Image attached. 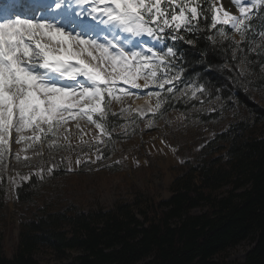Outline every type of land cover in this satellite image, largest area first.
Wrapping results in <instances>:
<instances>
[{
  "label": "snow or ice",
  "instance_id": "1",
  "mask_svg": "<svg viewBox=\"0 0 264 264\" xmlns=\"http://www.w3.org/2000/svg\"><path fill=\"white\" fill-rule=\"evenodd\" d=\"M204 4L207 7L200 0H45L38 15L0 18V183L13 157L17 162L41 158L35 172L9 177L14 187L32 176L43 180L45 173L53 175L65 161L66 173L96 164L105 159L100 146L115 143L116 128H125L109 117L134 116L133 123L149 113L154 117L167 102L163 92L172 98L204 95L203 84H185L184 53L177 42L193 44L187 34L215 30L209 41L231 40L237 68L251 64L241 47L245 41L250 52L264 56V0ZM166 40L172 44L155 47ZM244 75L243 69L238 72ZM129 100H143L144 105L134 108ZM114 104L120 105L118 111ZM153 124L150 118L145 127ZM45 148L50 161L57 153L67 155H61L59 164L46 166ZM30 150L32 156L26 154Z\"/></svg>",
  "mask_w": 264,
  "mask_h": 264
},
{
  "label": "trees",
  "instance_id": "2",
  "mask_svg": "<svg viewBox=\"0 0 264 264\" xmlns=\"http://www.w3.org/2000/svg\"><path fill=\"white\" fill-rule=\"evenodd\" d=\"M200 27H205L202 18ZM209 34H187L191 45L177 42L184 53V75L209 93L238 101L256 121L264 120V107L244 90L235 69L234 48L227 41L214 44ZM109 120L120 122L118 117ZM252 127L249 116H241L227 132L216 135L213 142L228 143L225 153L207 155L203 149L195 163L174 178L167 199L138 195L137 202L146 200L139 209L142 218L122 202L89 211L41 208L22 221L11 255L0 238V264H41L33 257L41 244L58 255L81 248L69 264H264V131L257 135ZM18 192L20 197L33 196L38 185L31 179ZM3 202L0 183V205ZM197 207L202 212L193 213ZM64 223L70 233L62 228ZM245 239L254 242L245 258L228 260L229 247Z\"/></svg>",
  "mask_w": 264,
  "mask_h": 264
},
{
  "label": "rangeland",
  "instance_id": "3",
  "mask_svg": "<svg viewBox=\"0 0 264 264\" xmlns=\"http://www.w3.org/2000/svg\"><path fill=\"white\" fill-rule=\"evenodd\" d=\"M221 1L228 3V0ZM253 25L257 30H261L258 27V20H254ZM226 31L229 36H233V32L227 28ZM214 33L215 30H212L211 34ZM235 39L239 40L238 34H235ZM217 40L221 39L217 37ZM147 41L149 44L153 43L151 38ZM222 41L232 45L231 40ZM246 43L247 41L242 43L241 47L245 48L251 64L241 65L235 69L237 72L242 69L245 71L244 76H239L244 90L251 91L252 100L264 107V56L250 52L245 47ZM163 44L161 42L155 47L162 49ZM236 55L240 57L242 54L237 51ZM232 61L236 65L239 63L238 59ZM184 78L185 84L189 82L198 84L185 75ZM177 86L184 87L179 83ZM162 96L167 97V102L154 117L149 113L143 120L136 118L135 123H133L134 116L127 119L119 118V124H124L125 128H116L113 134L116 142H108L107 147L100 146L103 148L105 159L96 164L81 165L74 172L68 173L64 171L67 167L65 161L53 175L49 176L45 173L43 180L32 176L31 179H34L38 185V192L33 196L20 197L18 188L28 181H19V187H14L9 184V177L15 176L17 172L21 175L30 171L35 172L41 158L32 156L30 150L26 153L32 156L30 161H24L23 157L20 162L14 157L10 159L8 171L4 173L1 183L4 189V202L0 205V238L4 243V250L9 255L16 247L22 221L39 213L41 208L70 207L89 211L100 207L109 209L115 203L122 202L131 204L137 216L142 218L139 209L145 205L146 200L137 202L138 195H146L157 201L167 199L171 194L174 178L182 173L189 163L194 164L203 149H207V155L219 156L225 153L228 143L222 140L216 144L213 140L216 135L227 132L232 123L241 116H249L255 134L261 135L264 131V120L256 121L254 115L242 104L232 98L226 99L219 93L206 91L202 96L197 93V98H192L190 94L172 98L163 92ZM217 97L220 99L217 100ZM137 101L129 100L128 103L135 108L138 106ZM152 103L154 105L155 100ZM119 107L120 105L114 104V110L118 111ZM213 108L215 111L212 110ZM150 118L154 120V124L152 128H147L145 124ZM137 124L139 127L136 126ZM173 149L176 151L173 152ZM79 151L77 149V152ZM167 151L171 153V158L168 157ZM61 155L67 154L57 153L56 160L50 161L48 150L45 148L42 159L46 166H50L51 163L59 164ZM25 164H30V167H26ZM10 187H14V190L8 191ZM202 210L197 207L193 209V213H200ZM62 228L68 233L71 232L67 223H64ZM253 244L250 239H245L229 247L227 259L242 261ZM81 253V248H74L58 255L50 246L41 244L34 250L33 257L41 264H69Z\"/></svg>",
  "mask_w": 264,
  "mask_h": 264
},
{
  "label": "bare ground",
  "instance_id": "4",
  "mask_svg": "<svg viewBox=\"0 0 264 264\" xmlns=\"http://www.w3.org/2000/svg\"><path fill=\"white\" fill-rule=\"evenodd\" d=\"M221 2H222V1H221ZM222 3L225 4V2H222ZM33 14H34V13H32L31 11H30V12H29V11H26L25 14H24V16H22V17H32ZM34 15H35V14H34ZM36 15H37V14H36ZM2 16H3V13L0 14V17H2ZM12 17L14 18L15 16H12ZM143 39H144V40H145V39L147 40L148 38H145V37H144ZM148 41H149V40H148ZM149 42H150V41H149ZM151 43H152V42H151ZM137 105H138V106H143V105H144L143 100H138V101H137ZM85 137H87V136H85ZM159 144H160V143H158V145H159ZM160 145H161V144H160ZM166 153H167L168 157L171 158V153H168V151H167Z\"/></svg>",
  "mask_w": 264,
  "mask_h": 264
}]
</instances>
